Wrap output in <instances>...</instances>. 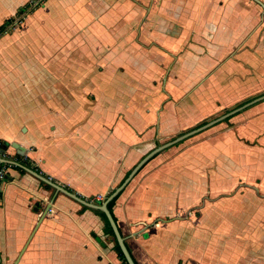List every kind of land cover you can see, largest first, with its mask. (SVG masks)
<instances>
[{
	"label": "crops",
	"instance_id": "1",
	"mask_svg": "<svg viewBox=\"0 0 264 264\" xmlns=\"http://www.w3.org/2000/svg\"><path fill=\"white\" fill-rule=\"evenodd\" d=\"M29 1L0 0V29ZM261 3L46 0L0 34V264H121L99 208L81 201L121 191L113 214L139 264H264V155L235 153L230 173L215 161L189 193V167L210 166L189 164V143L179 162L168 153L189 132L164 141L189 130L211 70L264 52ZM86 93L98 107L83 106ZM232 118L262 132L264 101ZM240 197L255 202L225 203Z\"/></svg>",
	"mask_w": 264,
	"mask_h": 264
},
{
	"label": "rangeland",
	"instance_id": "2",
	"mask_svg": "<svg viewBox=\"0 0 264 264\" xmlns=\"http://www.w3.org/2000/svg\"><path fill=\"white\" fill-rule=\"evenodd\" d=\"M45 2L46 0L43 3L41 1L38 2V0H30L23 8H21L22 11L19 10L18 14L13 19L6 22L4 27L0 29V34L24 28L29 14L36 9L43 7ZM261 15L264 18L263 8L261 10ZM261 21L262 18L258 23H261ZM259 48L260 45L258 46V50ZM233 53L234 52H232V54ZM249 56L252 60L255 59V61L250 63L247 59ZM235 58L241 60L243 64L239 67L227 65L225 69L215 68L211 70V77H209L207 82L203 85H199L200 87L198 86L197 93H202L204 96L199 95L197 98L192 100L189 99V115L186 117L184 116L185 119L189 120L187 123L189 130L164 138V141L167 142L189 132V136L180 139L177 143H173L170 147L171 150L168 149V153H170V151L172 155H176L177 153L176 156L179 157V162L182 159L180 157L184 158L186 156H183L182 150H184L185 146L189 143V164L190 161H193L194 163H208V167L210 166L209 169H207L206 166L204 168L200 167L199 172H195V169L189 167V178H191V181H189V193H196L194 188L190 185H192L193 180H198V174H203L205 171L206 174L209 173L212 174L213 177L215 176V173L218 172V167L216 168L215 161L218 163V166L222 167L223 171L226 170L230 173L233 171L232 159L234 158L235 153V156H243V160L249 158V164H251V162H253L259 155H264V130L257 134H255L256 130H254V135H252L250 123L247 124V122L244 121L235 127V124L238 123H235L234 118L226 120L225 117H222L228 110L235 108L245 101L256 97L259 98L264 95V52L260 51L257 53V57L253 56L252 52H243L241 54L239 52L237 56H234V59ZM229 64H231V62H229ZM263 101L264 99L259 103ZM121 102L124 104L129 103L127 100H121ZM82 103L83 106L86 107H98L93 93H86V96H83ZM220 117L222 118L219 120ZM236 119H241V116H238ZM203 123L209 125L206 124L207 126L204 125L200 129H195ZM209 135L214 136L204 139L201 143L197 142ZM258 137H263V139L257 141L256 138ZM193 142L197 143L190 145ZM239 148L243 155L238 154ZM244 154H247L246 157H244ZM252 154L253 157L250 156ZM257 167L258 166L255 167L254 165L248 166V168H251L250 172H254ZM242 171L245 172L246 169L243 168ZM228 179L229 177L225 176V178H222V182L224 183V180ZM199 185L202 187V184L199 183ZM246 186V183L243 181L241 188ZM222 189L224 188L221 187L218 191ZM227 189L229 190V188ZM228 190L225 189L224 191ZM105 198V196H95L91 199L104 201ZM205 200L206 199H204V202ZM254 202L243 200L240 197L238 200H229L225 203L232 206H248V203L251 204Z\"/></svg>",
	"mask_w": 264,
	"mask_h": 264
},
{
	"label": "trees",
	"instance_id": "3",
	"mask_svg": "<svg viewBox=\"0 0 264 264\" xmlns=\"http://www.w3.org/2000/svg\"><path fill=\"white\" fill-rule=\"evenodd\" d=\"M20 11H22V9H20ZM6 24V23H5ZM4 24V25H5ZM4 25L1 27V29L4 27ZM264 99V95L259 97V98H253V99H250V100H247L245 101L244 103L236 106L235 108H232L230 110L227 111V113H229V115L225 118L226 120H229L230 118H232L235 114H238L239 112L247 109V108H250L251 106L259 103L261 100ZM207 123H203L201 125H199L197 128L195 129H200L202 126L206 125ZM9 146V143L4 141V140H1L0 139V150L3 151L5 149H7ZM20 156V155H19ZM69 191H72L71 189H69ZM114 191L111 192L110 195L113 194ZM122 192V191H121ZM121 192L117 193L116 195H114L107 203V206L110 210V212L112 213L115 221H117V218L115 217V215L113 214V208H114V205L116 204V201L118 199V197L120 196ZM96 203L98 204H101L102 201H96ZM96 212L102 217V219L104 220L105 222V232L108 233L109 235L112 236V239L114 241V250L118 253V256H119V259L121 260V264H129L123 251H122V248L116 238V235H115V232H114V229L106 215V213L100 209H97ZM130 251V249H129ZM131 252V251H130ZM134 258V257H133ZM135 260V259H134ZM135 263L136 264H139L136 260H135Z\"/></svg>",
	"mask_w": 264,
	"mask_h": 264
},
{
	"label": "water",
	"instance_id": "4",
	"mask_svg": "<svg viewBox=\"0 0 264 264\" xmlns=\"http://www.w3.org/2000/svg\"><path fill=\"white\" fill-rule=\"evenodd\" d=\"M261 5H263V7H264V4L261 3ZM13 146L17 149L18 153H20V154H24V153H25V148L21 147L20 145L14 143ZM142 164H143V163H141L139 166L136 167V169H135L134 172L130 175V177L133 176L134 173H136V171L140 168V166H141ZM130 177H129V179H130ZM129 179H128V181H129ZM121 188H122V187H121ZM116 193H117V192H116ZM116 193H115V194H116ZM115 194H114V195H115ZM75 197H76V196H75ZM81 201H82L83 203L87 204V205H90V206H93V207L99 208V209L103 210V211L106 213V215H107V217H108V219H109V221H110V223H111V225H112V227H113V229H114V232H115L116 238H117V240H118V242H119V244H120V246H121V248H122V251H123V253H124V255H125V257H126L128 263H129V264H136V263H135V260H134V258H133V256H132V254H131V252L129 251V248L127 247V245H126V243H125V240H124V238H123V236H122V234H121V232H120V229H119V227H118V224H117V222L115 221V219H114L112 213L110 212V210H109V208H108V206H107V203H108V202H105V203L102 204V205H95V204H92V203H89V202H86V201H83V200H81ZM48 209H49V207L47 208V210H48ZM98 240L100 241V239H98ZM102 245L105 246V243H102Z\"/></svg>",
	"mask_w": 264,
	"mask_h": 264
},
{
	"label": "built area",
	"instance_id": "5",
	"mask_svg": "<svg viewBox=\"0 0 264 264\" xmlns=\"http://www.w3.org/2000/svg\"><path fill=\"white\" fill-rule=\"evenodd\" d=\"M39 1L43 3L45 0H38V2ZM9 166L10 165L7 162L0 159V193L3 183H5L8 180Z\"/></svg>",
	"mask_w": 264,
	"mask_h": 264
}]
</instances>
